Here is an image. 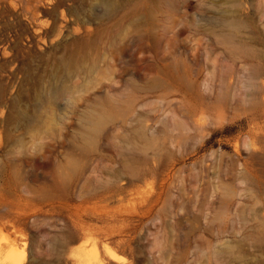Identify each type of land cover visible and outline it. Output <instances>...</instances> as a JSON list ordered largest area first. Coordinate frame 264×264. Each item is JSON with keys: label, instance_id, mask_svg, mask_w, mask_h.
<instances>
[{"label": "rangeland", "instance_id": "1", "mask_svg": "<svg viewBox=\"0 0 264 264\" xmlns=\"http://www.w3.org/2000/svg\"><path fill=\"white\" fill-rule=\"evenodd\" d=\"M0 264H264V0H0Z\"/></svg>", "mask_w": 264, "mask_h": 264}, {"label": "bare ground", "instance_id": "2", "mask_svg": "<svg viewBox=\"0 0 264 264\" xmlns=\"http://www.w3.org/2000/svg\"><path fill=\"white\" fill-rule=\"evenodd\" d=\"M227 23H228V22H227ZM64 89H65V88H64ZM71 89H72V88H71ZM69 90H70V89H68V91H69ZM89 120H90V124H91L90 134L93 135V134L96 132V130L98 129L100 122H99L98 120L92 118V117L89 118Z\"/></svg>", "mask_w": 264, "mask_h": 264}]
</instances>
